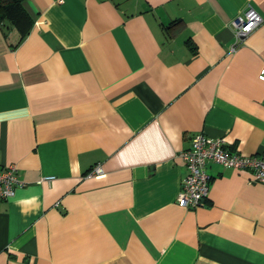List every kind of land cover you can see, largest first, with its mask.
<instances>
[{
  "label": "crops",
  "instance_id": "0c3cea01",
  "mask_svg": "<svg viewBox=\"0 0 264 264\" xmlns=\"http://www.w3.org/2000/svg\"><path fill=\"white\" fill-rule=\"evenodd\" d=\"M22 6L26 34L0 24V166L23 182L0 264H264V182L208 162L206 203H176L196 134L264 152V0Z\"/></svg>",
  "mask_w": 264,
  "mask_h": 264
},
{
  "label": "built area",
  "instance_id": "2783aa9c",
  "mask_svg": "<svg viewBox=\"0 0 264 264\" xmlns=\"http://www.w3.org/2000/svg\"><path fill=\"white\" fill-rule=\"evenodd\" d=\"M262 22L261 15L252 7L243 15H238L231 25L240 40L245 38ZM234 47L230 50L234 51ZM187 172L181 182V188L176 197V203L181 208L201 207L206 203L210 176L206 172V164L212 162L226 168L246 170L254 182H264V152L256 155L230 153L225 147L222 137H212L198 133L191 139L188 149L179 153ZM103 172L101 165H94L90 173L98 175ZM46 177L45 180H50ZM15 165L0 166V198L7 199L14 194V189L22 185Z\"/></svg>",
  "mask_w": 264,
  "mask_h": 264
},
{
  "label": "trees",
  "instance_id": "16d2710c",
  "mask_svg": "<svg viewBox=\"0 0 264 264\" xmlns=\"http://www.w3.org/2000/svg\"><path fill=\"white\" fill-rule=\"evenodd\" d=\"M23 0H0V24L7 22L23 36L28 30L30 18L22 6Z\"/></svg>",
  "mask_w": 264,
  "mask_h": 264
}]
</instances>
